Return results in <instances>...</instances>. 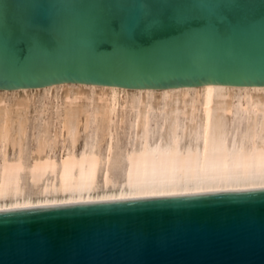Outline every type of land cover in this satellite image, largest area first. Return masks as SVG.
Instances as JSON below:
<instances>
[{"label": "water", "instance_id": "95a60500", "mask_svg": "<svg viewBox=\"0 0 264 264\" xmlns=\"http://www.w3.org/2000/svg\"><path fill=\"white\" fill-rule=\"evenodd\" d=\"M264 87V0H0V90ZM0 264H264V188L0 211Z\"/></svg>", "mask_w": 264, "mask_h": 264}, {"label": "bare ground", "instance_id": "6f19581e", "mask_svg": "<svg viewBox=\"0 0 264 264\" xmlns=\"http://www.w3.org/2000/svg\"><path fill=\"white\" fill-rule=\"evenodd\" d=\"M264 188V87L0 90V211Z\"/></svg>", "mask_w": 264, "mask_h": 264}]
</instances>
